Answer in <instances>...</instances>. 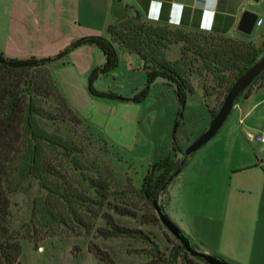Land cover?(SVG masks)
<instances>
[{"label":"rangeland","instance_id":"obj_1","mask_svg":"<svg viewBox=\"0 0 264 264\" xmlns=\"http://www.w3.org/2000/svg\"><path fill=\"white\" fill-rule=\"evenodd\" d=\"M38 2L35 14L20 10L11 16L6 11L15 12V9L0 7V17L8 25V29L0 26V44L5 56L45 58L56 55L84 36L109 38L106 28L101 26L102 18L95 15L93 0ZM113 15L111 24L116 26L113 42L119 65L100 77L95 88L132 99L144 87L143 62L122 43L128 27H142L145 42L140 51L147 58L148 68H173L186 84L187 104L183 108L177 100L176 86L172 81L162 79L139 104L91 95L88 77L105 59L94 46L75 49L62 61L48 65L57 87L81 123L71 121V115L66 111L63 114L59 100L53 95L31 93L30 96L44 111L40 116L42 126L72 142L78 149L77 154L62 161L68 180L77 189V204L71 206L64 201L65 208L60 207L61 198L53 195L50 212L44 219L37 212V204L48 194L34 178H29L19 191L9 194V231L21 247L18 261L20 264H104L90 252L92 248L101 251L114 264H207L185 251L180 241L160 222L152 205V201H156L165 209L174 176L163 184L151 201L141 193L142 183L159 160L170 156L183 165L192 155L186 150L207 130L236 81L233 68L216 64L213 57L207 55H212L211 51L221 46H228L227 41L233 40L251 43L258 51V62L264 56V16L261 28L257 27L247 40H235L148 23L128 0L115 5ZM121 20L124 28L118 27ZM151 28L160 31L158 39L150 36ZM152 40L153 44H146ZM36 71V78L42 80V69ZM263 87L264 75L252 82L236 103ZM263 93L259 100L264 98ZM259 113L264 120L262 107L257 110V115ZM205 120L209 121L207 128L195 139ZM176 122L178 127L174 137ZM59 152L66 153L61 148ZM161 172L155 171V179ZM92 178L105 182L109 194L107 201L128 209L131 215H119L107 201L102 207L86 202L84 195L98 199L96 190L99 188L91 183ZM81 200L85 202L82 204ZM75 212L84 224L71 220ZM104 213L133 234L113 235L114 230L107 224ZM100 229L113 232L101 235ZM189 241L196 252L212 255Z\"/></svg>","mask_w":264,"mask_h":264},{"label":"crops","instance_id":"obj_2","mask_svg":"<svg viewBox=\"0 0 264 264\" xmlns=\"http://www.w3.org/2000/svg\"><path fill=\"white\" fill-rule=\"evenodd\" d=\"M93 1L95 15L107 31L115 18V0ZM128 3L148 23L235 40L250 36L238 29L244 12L257 15L254 30L263 25L264 0ZM38 4V0H0L1 8L15 9L6 11L11 16L20 10L35 14ZM0 26L8 29L1 17ZM0 52L5 53L1 44ZM263 88L240 99L215 137L188 157L170 183L165 207V214L188 239L231 264H264V145L258 141L264 120L261 112L257 115L261 107L264 110V98L259 100ZM208 123L205 120L195 139Z\"/></svg>","mask_w":264,"mask_h":264},{"label":"trees","instance_id":"obj_3","mask_svg":"<svg viewBox=\"0 0 264 264\" xmlns=\"http://www.w3.org/2000/svg\"><path fill=\"white\" fill-rule=\"evenodd\" d=\"M122 2L123 0H115L114 6L120 5ZM122 24L123 20L118 23V27L124 28ZM115 28L114 24L108 26L107 31L111 38L107 39L98 35L84 36L71 42L56 55L45 58L35 56L26 59L8 58L0 52V264H20L18 259L21 255V247L11 237L9 231V194L19 191L29 178H34L41 188L47 191L48 196L46 199L37 204V212L44 219H46L47 213L50 212L53 195L61 198L59 200L60 207L65 208L64 201L71 206L77 204V189L68 180L66 168L62 167V161L63 158L69 155L77 154L78 149L72 142L62 136L50 133L42 126L40 116L44 111L30 96L31 93L53 95L59 100L62 113L64 114V111H66L67 114L71 115V121L81 123V119L69 107L51 72L47 69L49 64L63 60L81 46H95L102 52L105 61L102 65L95 67L88 77V90L91 95L122 101L128 100L139 104L148 97L154 84L162 79L172 81L171 83L176 86L175 92L179 104L183 108L187 104L186 84L182 82L180 75L173 68L165 66L148 68L147 58L140 51V47L145 42L142 37L144 35L142 27H128V33L122 37V43L131 49L130 53L135 52L143 62V69L146 72L144 87L132 99H126L112 92H101L95 88V82L100 77L111 73L119 65L117 48L113 42ZM149 31L150 36L158 39L160 31L153 28ZM146 32L148 33V31ZM146 44H153V40L146 41ZM226 44L228 46H221L219 49L212 50V55L207 56L209 58L212 56L216 64L233 68L235 80H237L239 76L257 62L258 51L251 43H238L229 40ZM38 69H42V80L36 78L35 73ZM262 75H264V71L254 81ZM177 127L178 122L175 123L174 137ZM60 148L66 153L61 154L59 152ZM174 150H177L176 146H174ZM183 165H180L170 156L159 160L144 177L141 193L148 201H151L163 188V184L167 180H172V176L181 171ZM156 170L162 171L158 179H155ZM91 183L97 189L99 188L96 190L98 199H92L87 195H84L83 199L102 207L109 198L106 184L94 178L91 179ZM84 200L80 202L83 204ZM107 205L111 206V209L119 215H131L128 209L113 206L109 201H107ZM161 209L165 213V209L162 207ZM103 216L107 219V224L114 230L113 235L133 234V231L129 229L119 227L109 214L104 213ZM71 220L84 224L76 212L74 213V219ZM112 230L100 229V233L101 235H107L112 233ZM89 250L104 264H114L98 249L90 248ZM218 258L225 261L221 257Z\"/></svg>","mask_w":264,"mask_h":264},{"label":"water","instance_id":"obj_4","mask_svg":"<svg viewBox=\"0 0 264 264\" xmlns=\"http://www.w3.org/2000/svg\"><path fill=\"white\" fill-rule=\"evenodd\" d=\"M257 20L258 17L256 14L249 11L244 12L238 26L239 31L246 35H251L255 28ZM263 71L264 56L251 68H249L244 74L239 76L238 79L232 84L227 95L225 96L220 110L210 122L207 130L203 132L186 150V153L188 155L197 152L215 137V135L219 132V130L222 128L227 118L229 117L237 99L252 84L254 79L258 77ZM153 207L160 222L175 238L180 241V243L188 253L193 256L200 257L207 264H228L225 261L212 255L196 252L191 247L188 237L185 236L182 231L168 218V216L162 211L161 207L156 201L153 202Z\"/></svg>","mask_w":264,"mask_h":264},{"label":"built area","instance_id":"obj_5","mask_svg":"<svg viewBox=\"0 0 264 264\" xmlns=\"http://www.w3.org/2000/svg\"><path fill=\"white\" fill-rule=\"evenodd\" d=\"M258 141L264 145V130L261 133V136L258 138Z\"/></svg>","mask_w":264,"mask_h":264}]
</instances>
